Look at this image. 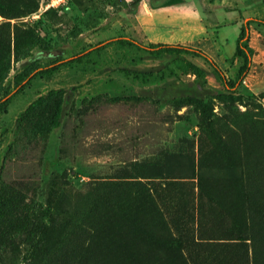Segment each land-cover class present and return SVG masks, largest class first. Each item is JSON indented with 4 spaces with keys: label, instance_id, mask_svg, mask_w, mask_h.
Returning <instances> with one entry per match:
<instances>
[{
    "label": "rangeland",
    "instance_id": "obj_1",
    "mask_svg": "<svg viewBox=\"0 0 264 264\" xmlns=\"http://www.w3.org/2000/svg\"><path fill=\"white\" fill-rule=\"evenodd\" d=\"M0 2L37 7L0 15V43L37 25L52 46L43 62L91 51L36 77L1 116L0 264H264V26L248 25L251 69L233 98H207L209 113L143 95L193 78L174 64L123 71L159 66L161 54L125 43L99 48L126 36L212 57L217 50L213 58L234 79L239 27L264 20V0H147L172 6L169 18L124 0ZM51 89L61 91L17 123ZM59 103L65 114L54 129ZM61 150L67 156L52 164Z\"/></svg>",
    "mask_w": 264,
    "mask_h": 264
},
{
    "label": "trees",
    "instance_id": "obj_2",
    "mask_svg": "<svg viewBox=\"0 0 264 264\" xmlns=\"http://www.w3.org/2000/svg\"><path fill=\"white\" fill-rule=\"evenodd\" d=\"M124 1L127 6H137L142 3V0ZM152 7L154 9L172 8V6L163 4ZM36 10L37 7L34 4H26L24 8H21V6H16L15 4L7 5L0 2V15L7 20L30 15L36 12ZM45 22L46 19L43 18L39 21V24ZM253 22L264 26V20L249 19L244 23V26L239 27L232 59H240L241 64L234 79H229L226 76L222 67L210 54L199 47L191 45L153 42L144 44L134 38L120 36L102 42L99 48H106L115 43H125L148 52L161 54L164 57V62L159 66L148 67L145 70L124 68L123 71L126 73H140L141 71L153 73L168 67L169 64H174L182 74L191 75L193 78L186 81H167L161 86L144 90L143 95L156 100L167 99L173 101L176 105L194 102L200 105L205 113H209L211 102L207 98L209 96L221 99L233 98L251 69L253 49L249 45L248 25ZM51 49L52 46L38 32L37 25L28 30H23L19 34L16 33L13 43H0V120L1 116L8 111V107L13 99L29 87L36 77L50 75L63 66L83 59L91 52H83L67 59L55 56L47 62H43L41 54ZM192 56L204 59L211 66V69L199 63ZM12 72L14 74L10 78ZM209 77L215 78L221 85L219 87L212 86L209 83ZM60 91L61 89H51L45 94L40 95L20 113L17 123H20L30 113L40 108ZM64 114L65 107L63 103H59L52 118V128L55 129L61 126ZM65 156L67 154H64L63 150H61V155L51 163L56 164L61 157ZM56 175L55 171L52 172L49 181L45 185V195L47 198H49L54 188Z\"/></svg>",
    "mask_w": 264,
    "mask_h": 264
},
{
    "label": "crops",
    "instance_id": "obj_3",
    "mask_svg": "<svg viewBox=\"0 0 264 264\" xmlns=\"http://www.w3.org/2000/svg\"><path fill=\"white\" fill-rule=\"evenodd\" d=\"M126 1H131V0H126ZM142 6H144V8L147 10V11H151V12H157V13H160V14H162V15H165L164 17H166V18H169V17H174L176 14H175V12H173L171 9L172 8H158V9H154L152 6H151V4H149L148 5V3H147V0H142ZM147 7V8H146ZM171 10V11H170ZM152 14V13H151ZM148 16H149V18L147 19V21L149 22V23H154L155 21H156V19L155 18H153V15H149L148 14ZM216 52H217V50H215V55H217L216 54ZM213 54V55H214ZM214 55V56H215ZM213 56V57H214Z\"/></svg>",
    "mask_w": 264,
    "mask_h": 264
}]
</instances>
